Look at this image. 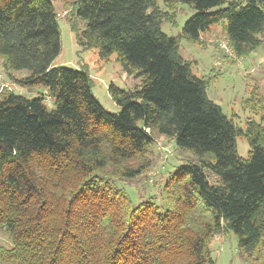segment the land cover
Masks as SVG:
<instances>
[{
	"label": "trees",
	"instance_id": "16d2710c",
	"mask_svg": "<svg viewBox=\"0 0 264 264\" xmlns=\"http://www.w3.org/2000/svg\"><path fill=\"white\" fill-rule=\"evenodd\" d=\"M159 1L195 10L183 28L190 40L226 23L237 56L262 44L264 0H75L86 23L78 46L107 62L117 55L141 80L133 90L109 86L120 108L110 113L88 71L53 66L62 48L53 0H0L6 73L27 71L20 86L48 91L34 99L0 92V231L10 242L0 245V264H218L210 241L229 232L239 256L264 264V127L242 130L209 99L208 80L162 32L174 15ZM157 136L195 161L165 182L161 205L134 206L116 181L150 168Z\"/></svg>",
	"mask_w": 264,
	"mask_h": 264
},
{
	"label": "rangeland",
	"instance_id": "374dc122",
	"mask_svg": "<svg viewBox=\"0 0 264 264\" xmlns=\"http://www.w3.org/2000/svg\"><path fill=\"white\" fill-rule=\"evenodd\" d=\"M74 2L53 0L59 18L62 47L53 66L88 71L93 81V95L106 111L118 113L120 108L110 95L109 86L114 84L122 90H133L141 84V80L123 70L117 55L114 54L107 62L100 58L97 49L83 50L78 46L77 35L85 30L86 23L76 16ZM159 7L162 11L173 13V19L162 24V32L178 39L180 55L191 64L194 75L208 80L209 99L242 130L252 121L264 127V34L260 37L262 44L256 50L237 56L226 39V23L213 26L201 34L200 41H193L187 38L183 28L195 15V10L187 4L167 9L161 1ZM225 44L227 47L222 48ZM2 62L0 58V92L11 89L16 95L29 99L47 95L44 87L20 86L15 79L28 76V72L17 73L15 78H11ZM47 104L54 107L50 98ZM237 151L241 157H248L250 146L246 137L238 138ZM147 156L151 166L145 173L135 180L116 181L126 190L134 206L149 200L161 205L165 182L183 162L195 161L191 153L178 150L174 142L164 136L156 137ZM108 171L111 172V169ZM0 245L10 246L4 231H0ZM209 249L218 264H254L250 259L239 256L237 238L232 232L213 237Z\"/></svg>",
	"mask_w": 264,
	"mask_h": 264
},
{
	"label": "built area",
	"instance_id": "2783aa9c",
	"mask_svg": "<svg viewBox=\"0 0 264 264\" xmlns=\"http://www.w3.org/2000/svg\"><path fill=\"white\" fill-rule=\"evenodd\" d=\"M225 47H227V45H226V44L222 46V48H225Z\"/></svg>",
	"mask_w": 264,
	"mask_h": 264
}]
</instances>
